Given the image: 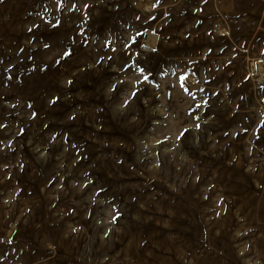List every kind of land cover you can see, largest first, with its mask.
Listing matches in <instances>:
<instances>
[{
    "label": "rangeland",
    "instance_id": "1",
    "mask_svg": "<svg viewBox=\"0 0 264 264\" xmlns=\"http://www.w3.org/2000/svg\"><path fill=\"white\" fill-rule=\"evenodd\" d=\"M0 264H264V0H0Z\"/></svg>",
    "mask_w": 264,
    "mask_h": 264
}]
</instances>
